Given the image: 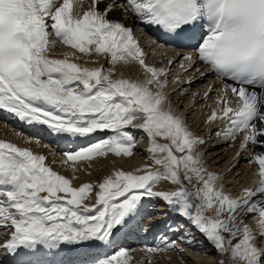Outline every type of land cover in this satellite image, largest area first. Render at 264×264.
Here are the masks:
<instances>
[{
	"label": "snow or ice",
	"instance_id": "1",
	"mask_svg": "<svg viewBox=\"0 0 264 264\" xmlns=\"http://www.w3.org/2000/svg\"><path fill=\"white\" fill-rule=\"evenodd\" d=\"M128 20L172 40H194L181 45L193 51L149 63ZM57 42L71 51L56 56ZM177 59L180 70L172 74ZM197 63L209 69L199 78L214 74L218 86L193 92L191 107L216 92L202 106L210 108L204 124L223 121L218 138L242 137L229 171L241 157L257 168L253 186L236 195L217 184L198 150L208 141L172 106L170 97L186 96L184 85L196 82L188 73ZM118 67L135 68L137 78L118 75ZM0 110L73 143L107 133L53 159L73 178L101 157H132L137 131L148 137L143 165L79 186L44 154L0 139V252L19 264L62 245L88 256L85 264H153L158 254L184 256L181 245L205 242L220 255L217 264L264 262V0H0ZM161 182L174 187L158 188ZM153 201L187 224L142 246L139 260L127 248L110 251Z\"/></svg>",
	"mask_w": 264,
	"mask_h": 264
},
{
	"label": "bare ground",
	"instance_id": "2",
	"mask_svg": "<svg viewBox=\"0 0 264 264\" xmlns=\"http://www.w3.org/2000/svg\"><path fill=\"white\" fill-rule=\"evenodd\" d=\"M129 24L134 32V35L139 39L145 52L148 53V61L156 62L157 66H161L162 54H167V56H175L176 53H183L180 51H169L165 50L160 45L156 44V41L148 36L149 27L146 28L145 25L141 23H135L132 20L125 21ZM153 41L155 43H153ZM53 54L59 56L62 52L71 51L65 45L57 42V46L51 50ZM193 49L187 52H191ZM90 60H96V57H90ZM180 59H177L175 63L171 66L172 74L178 72ZM99 64L106 63L104 58L98 59ZM166 63V60L163 61ZM199 69V71H197ZM118 75L123 74L126 77L137 78L138 73L135 68L118 67ZM209 69L203 63H197L196 66L188 73V75H195L197 77L196 82L190 87L185 84L184 88L187 90L186 96H180L179 94H173L170 99L174 111L177 114L182 115L188 127L195 134L204 137L208 142L198 146V150L204 152V159L207 162V167L210 171L218 174V181L220 184L224 185V190L226 192L236 195L239 193L240 188L245 186H253V182L257 179V168L254 164H249L244 157H241L239 164L236 168L229 171L230 165L235 163V153L239 144L241 136L237 137L235 142L226 141L223 138H218L216 136V129L224 126L223 121H217L211 125H205L204 120L210 111L209 107H202L203 105H211L216 97V92L207 99H201L197 97L195 100V107H191L193 102V92H199L203 94L207 86L210 84H217L216 77L214 74L206 75L203 79L199 78L200 72H208ZM259 90V89H257ZM229 98L233 101V106H235L236 97L229 93ZM17 123L16 128L12 125ZM21 121L6 111L0 110V139L7 142H12L22 147H29L34 152L44 154L47 158V163L53 167L54 170L59 172L66 177L72 179L73 186H79L84 182H99L104 176L110 174L114 169L131 170L136 166L143 165L145 157L148 156L146 151H143L148 146V137L142 132L137 131L135 134L137 136L136 149L132 157L118 158L114 155H109L107 157H101L92 162L93 167L87 171H80L76 173V178H73V173L68 166L61 167L58 163H53V159L59 161L65 151H74L79 146H84L86 143L94 142L104 136L107 133H96L88 141H77L76 145H69L68 149L59 150L56 149L54 142V136L49 135L45 129V126L33 125L32 133L27 132L26 134L21 132ZM42 127V128H40ZM209 128L212 129L211 137L209 138ZM24 131V130H23ZM26 132V131H25ZM31 135V142L24 139L25 136ZM36 139L40 140V144H36ZM140 142V143H138ZM52 153H55L53 157ZM247 155V153L245 154ZM158 188L169 189L174 187L168 182H161L157 185ZM94 197L88 203H94ZM145 223L143 220H145ZM187 222L183 220L180 216L175 215L171 212L168 207L161 201H153L141 213V216L137 218L135 222L132 223L129 230L122 232L117 244L110 251H114L118 248H127L132 250V256L139 260L142 255L141 249L144 245H151L156 242V240L162 234H169V226L186 225ZM195 231V230H193ZM176 235H179L177 233ZM6 237L0 235V239ZM197 239H202L199 233H196ZM184 249V256L178 255L176 252H166L158 254L157 259L153 264H202L204 258L209 257L212 254L216 258V261L220 259V255L216 252L214 248L209 246L206 242L203 246L197 244L194 247H190L187 244L181 245ZM72 248V247H71ZM194 255L189 256L190 253ZM79 263L85 264L89 259L88 256L82 253H73L69 255ZM8 256L0 255V264H15L16 260H8ZM47 258V256H43ZM30 258L27 264H30ZM4 260H6L4 262ZM18 261V260H17ZM40 264H47L40 262ZM264 264V262H262Z\"/></svg>",
	"mask_w": 264,
	"mask_h": 264
},
{
	"label": "rangeland",
	"instance_id": "3",
	"mask_svg": "<svg viewBox=\"0 0 264 264\" xmlns=\"http://www.w3.org/2000/svg\"><path fill=\"white\" fill-rule=\"evenodd\" d=\"M140 143V142H138ZM146 219L143 220V222L145 223ZM190 253V252H189ZM192 255H194L193 253H190L189 256L192 257ZM202 264H217L216 258L212 256V254L209 255V257L204 258Z\"/></svg>",
	"mask_w": 264,
	"mask_h": 264
}]
</instances>
